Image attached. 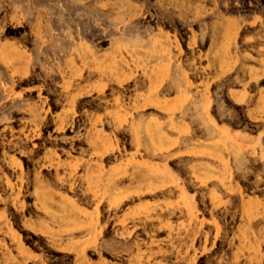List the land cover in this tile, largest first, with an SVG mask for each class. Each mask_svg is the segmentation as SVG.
I'll use <instances>...</instances> for the list:
<instances>
[{
	"label": "rangeland",
	"instance_id": "374dc122",
	"mask_svg": "<svg viewBox=\"0 0 264 264\" xmlns=\"http://www.w3.org/2000/svg\"><path fill=\"white\" fill-rule=\"evenodd\" d=\"M0 264H264V0H0Z\"/></svg>",
	"mask_w": 264,
	"mask_h": 264
}]
</instances>
